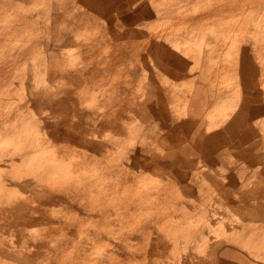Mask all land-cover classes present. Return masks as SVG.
<instances>
[{
	"label": "rangeland",
	"instance_id": "374dc122",
	"mask_svg": "<svg viewBox=\"0 0 264 264\" xmlns=\"http://www.w3.org/2000/svg\"><path fill=\"white\" fill-rule=\"evenodd\" d=\"M36 1L0 0V79L5 76L6 83L10 86L8 89L11 92V94L10 92L8 94L6 90H2L0 95L1 98L9 95L11 97L9 98V103L10 106L12 105V109L9 108L8 110L2 105L0 113L3 111L9 112L4 118L6 121L11 122L20 120V117L25 116L23 113L27 115V107L31 108L36 117V126L40 127H38L39 134H34L33 136L38 140L40 138L39 142L48 144L47 141L49 139L46 138L45 141L41 138L43 135H47L52 141L51 144L57 147L58 152L66 155V160L68 157H72V154L74 157L78 154H86V160L89 161L91 170L96 165L100 166L99 163H101V168L107 167L110 169L109 171H104L107 183L114 179L116 171L122 170L121 174L124 176L127 170L132 174L134 187L144 197L138 201V205L132 213L123 209L116 214L113 213L106 220H101V225L108 227L105 223L109 222L112 217L117 218V223L114 224L115 228L113 229L115 234L113 235L118 236L117 233L122 232L121 235L119 234L122 238L119 241L121 245L117 248L105 245L108 241H115L113 238L108 240L111 237L101 236L95 239L97 242L94 245H91L92 239L85 235L80 237L75 230L70 237L77 243L72 244L73 242L71 241L72 243L70 242L63 250L59 249L58 253L56 252L57 254L54 253L56 250L51 247L50 242L34 241L37 237L40 238L39 235L47 225L46 221H31L23 228L24 231L21 235L17 231V228L20 227L19 220L27 216H18L21 211L18 208L14 209L13 212L15 213L13 215L12 212L8 213V220L0 219V264L2 261L3 264H57L55 261L57 255L66 259V262L59 264H77L75 260L82 257L86 261L81 264H91V260L97 256L103 264H131L132 262V264H135L138 261L139 264H177L178 262V264H264V198H257L259 189L253 188L254 183L259 179V174L264 171L262 149L258 148L255 152H252L253 150L250 151L247 146L246 148H239V151L237 148L238 142L228 139L217 141V138L211 137L203 143L204 149L207 150L202 154H197L193 146L195 142L186 138L180 129L181 119L183 120L188 113V107L182 99L191 93V82L187 81L180 84L178 77L172 79L164 76L158 71L153 58H148L146 54L148 42H151V44L154 42V32L151 30L149 35L152 36L148 38L147 27L158 23L164 18L166 12L170 10L174 9L179 14L181 5L179 0ZM48 3L50 4L49 14L47 12L49 7L45 6H48ZM161 3L164 5L161 6ZM61 4L65 8L61 7ZM158 5L159 7L157 8ZM109 11L110 13H108ZM155 11L160 17L157 16ZM83 12H86L84 15L90 18L94 25L92 28L85 29L86 31H83L84 28L81 26L83 24L80 21L84 16ZM196 13L195 10H190L188 11V16L193 17ZM132 15L138 16V19H133L135 17L132 18ZM148 16L152 21L147 20ZM48 20L50 23H48ZM53 20L55 23L51 22ZM102 20L106 22V25H104L105 22ZM188 21L186 20V23H184L185 27L176 30L175 33L179 34L186 31L189 25ZM57 23L58 25L60 23V25L58 26ZM186 24L188 25L186 26ZM164 30H167L170 34L167 28L162 27L156 37L160 38L168 35V32L163 33ZM82 32H86L85 36ZM84 39L86 40L85 44L83 42ZM89 40L93 44L88 42ZM83 44L87 46L85 47ZM123 44H125V47H123ZM131 44L132 46H130ZM93 48L96 49L93 50ZM115 49L117 50L113 51ZM132 52L136 55H132ZM75 54L79 56L76 55L79 58L78 60L74 57ZM115 55L117 57H113ZM31 60L34 62H31ZM16 69L18 71L21 70L16 72ZM118 69L120 70L118 71ZM102 71L105 75L102 74ZM42 72H44L43 77L41 75L39 77ZM117 72L120 74L117 75ZM124 72L126 73L124 74ZM127 73L129 77H126ZM21 77L25 78V82H21ZM24 78H22V81ZM19 80L23 87L18 82ZM42 82L46 83L43 84ZM6 83L2 86H6ZM93 86L98 92L92 94V96L96 95L95 98L87 93L88 96L81 100V95H84V89L88 88L89 90ZM17 88L20 90L22 88L24 92L22 90L18 91ZM13 91L16 94L12 93ZM18 92H21L20 97H18ZM5 93L7 96L4 95ZM16 95L18 96L16 97ZM21 95H25V97H21ZM78 97L79 99H77ZM91 99L94 101H91ZM85 101L87 103L90 102L89 106H87ZM78 104H80L79 107ZM89 109L93 110V113ZM114 112L116 113L114 118L118 121L117 124H109L107 119L104 121L105 124L96 123L101 117L104 120L105 117L113 115ZM121 114L124 115L122 116ZM112 115L110 117L113 119ZM37 117L40 124H38ZM9 122L6 123L8 126H10ZM84 122H87L88 125ZM72 130L74 131L72 132ZM83 130L85 131L83 132ZM106 133L108 136L105 135ZM69 136H75L80 139H78V142L77 139L71 141L68 140ZM2 146L4 147L2 148L4 149L3 153H8L13 148L12 144L10 146L2 144ZM216 151L217 154H213ZM121 153H123V157ZM196 155L197 157H195ZM118 161L119 163H117ZM89 165L87 164V166ZM118 167L121 168L119 169ZM6 168L11 172L12 170L15 171L12 173L8 171L11 176L18 172L17 168L4 165L0 174L5 173L7 175ZM13 186V184H9L8 188L15 189ZM109 197L105 195L104 198L108 200ZM32 203L34 202L32 201ZM31 206L33 207L34 204H31ZM45 206L49 215L50 213L54 215L53 213L57 212L59 208L58 204ZM32 207L28 209H32ZM121 222L125 226L130 223L133 227L134 233L128 243H125L128 230L125 226L122 227L125 230L119 227ZM4 223L5 226L3 227ZM36 232L38 235H35ZM55 236H58V233ZM55 236L52 241L55 238L57 239ZM181 238L186 242L183 239L181 240ZM23 242H28L29 246L17 252L10 251L9 248H12L13 245L19 247ZM174 245L175 247L177 245V251ZM36 250L38 253H35Z\"/></svg>",
	"mask_w": 264,
	"mask_h": 264
},
{
	"label": "bare ground",
	"instance_id": "6f19581e",
	"mask_svg": "<svg viewBox=\"0 0 264 264\" xmlns=\"http://www.w3.org/2000/svg\"><path fill=\"white\" fill-rule=\"evenodd\" d=\"M17 1V0H16ZM36 1V0H35ZM59 1V0H58ZM63 1V0H62ZM67 0H65L66 2ZM72 1V0H71ZM70 1V2H71ZM148 1V0H147ZM163 1V0H162ZM161 1V2H162ZM165 1V0H164ZM189 1V0H188ZM227 1V0H226ZM234 0H232L231 2L233 3ZM248 1V0H247ZM246 1V2H247ZM251 1V0H250ZM254 1V0H253ZM15 2V1H14ZM37 2V1H36ZM45 2V0L43 1ZM241 2V0L239 1ZM239 2H237L238 4H240ZM243 2V0H242ZM10 3V2H9ZM50 3V2H49ZM48 3V4H49ZM101 3V2H100ZM244 3V2H243ZM248 3V2H247ZM261 2H259L260 4ZM46 4V3H45ZM63 4V3H62ZM61 4V5H62ZM102 4V3H101ZM150 4V3H149ZM158 4V3H156ZM189 4V3H187ZM191 4V3H190ZM193 4V3H192ZM228 4H230L228 2ZM237 4V5H238ZM42 5V4H41ZM73 5V4H72ZM160 5V4H159ZM159 5L157 6V8L159 7ZM164 5L161 3V6ZM194 5V4H193ZM193 5H191V7H194ZM217 5V4H216ZM224 5H225V2H224ZM46 7H49L50 4L47 6L45 5ZM71 6V4H70ZM149 6V5H148ZM223 6V5H222ZM236 6V5H235ZM241 7H239V5L237 7L242 8V5L240 4ZM14 7V6H13ZM12 7V8H13ZM63 7V5L61 6ZM104 7L106 8L105 4H104ZM139 7V6H138ZM165 7V6H164ZM225 7V6H224ZM227 7V5H226ZM231 7V6H229ZM60 8V6H59ZM58 8V9H59ZM65 8V7H63ZM62 8V9H63ZM101 8V7H100ZM110 8V7H109ZM151 8V7H150ZM220 8V7H219ZM219 8H217V10H219ZM245 8V7H244ZM14 9V8H13ZM48 9V8H47ZM92 9V8H91ZM90 9V10H91ZM113 9V8H111ZM146 9V8H145ZM148 9V8H147ZM220 9H223V8H220ZM248 9V8H247ZM250 9V8H249ZM12 10V9H11ZM50 10V7L48 9V14H49V11ZM61 10V9H59ZM109 10V9H108ZM140 10V9H139ZM181 9H179L180 11ZM196 10V9H195ZM205 10V9H204ZM226 10V9H224ZM242 10V9H241ZM244 10V9H243ZM13 11V10H12ZM45 11V10H44ZM98 11V10H97ZM158 11V10H157ZM198 10H196L195 12H197ZM18 12V11H16ZM91 12V11H90ZM123 12V11H122ZM156 12V11H155ZM162 12V11H161ZM194 12V11H192ZM208 12V11H207ZM218 12V11H217ZM230 12L231 14V10L228 11V13ZM238 12H241V11H238ZM15 13V12H14ZM13 13V15H14ZM110 13V11L108 12ZM157 13V12H156ZM165 13V12H164ZM199 13V11H198ZM210 13V12H209ZM227 13V12H226ZM233 13V12H232ZM235 13V11H234ZM246 13V12H245ZM16 14V13H15ZM18 14V13H17ZM117 14V13H116ZM225 14V12H224ZM63 15V14H62ZM240 15V14H239ZM238 15V16H239ZM157 16H158V13H157ZM188 16V15H187ZM220 16V15H218ZM232 16V15H231ZM241 16V15H240ZM244 16V14L242 15ZM30 17V16H29ZM49 17V16H48ZM47 17V19H48ZM112 17V16H111ZM160 17V16H158ZM178 17V16H177ZM189 17V16H188ZM192 17V16H190ZM221 17V16H220ZM246 17V15L244 16V18ZM9 18V17H8ZM70 18V17H69ZM74 18V17H73ZM98 18V17H97ZM163 18V17H162ZM170 18V17H169ZM208 18V17H207ZM239 18V17H238ZM242 18L241 20L244 21L245 19ZM53 19V18H52ZM101 19V18H100ZM165 19V17H164ZM168 19V18H166ZM178 19V18H177ZM182 19V18H181ZM189 19V18H188ZM211 19V18H210ZM237 19V18H236ZM244 19V20H243ZM50 20V19H49ZM48 20V21H49ZM55 20V19H54ZM51 21V22H54L55 21ZM64 20V19H63ZM99 20V19H98ZM140 20V19H139ZM169 21H171L170 19H168ZM174 20V19H172ZM179 20V19H178ZM190 20V19H189ZM204 21L205 22V19H201V21ZM240 20V19H239ZM238 20V21H239ZM57 21V19H56ZM61 21V20H59ZM77 21V19H76ZM104 21V20H102ZM141 21V20H140ZM152 21V19L150 20ZM162 21V20H161ZM164 21V20H163ZM181 21V20H179ZM188 21V20H187ZM191 21V20H190ZM194 21V20H192ZM197 21V20H196ZM195 21V22H196ZM202 21V23H203ZM220 21V20H219ZM235 21V19H234ZM89 22V21H88ZM105 22V21H104ZM165 23H161L159 22L158 24L156 23V27L158 26L159 28H162L166 25V22L168 21H164ZM172 22V21H171ZM241 22V21H240ZM247 22L249 23V21L247 20ZM7 23V22H5ZM9 23V22H8ZM50 23V21L48 22ZM67 23V22H66ZM72 23V22H71ZM169 23V22H168ZM167 23V24H168ZM182 23V22H181ZM184 23V22H183ZM218 23V21H217ZM234 23V22H233ZM243 22H241L242 24ZM75 24V23H74ZM173 24H175L173 22ZM190 24H194V23H190ZM238 24V23H237ZM243 24L246 25V22H244ZM58 25V23H57ZM60 25V23H59ZM58 25V26H59ZM87 25V24H86ZM106 25V22L105 24ZM188 24H186L187 26ZM198 25V24H197ZM209 25V24H208ZM221 25V24H220ZM244 25V26H245ZM249 25V24H247ZM16 26V25H15ZM85 26V25H84ZM178 26V25H177ZM181 28H182V25L180 24ZM212 26V25H211ZM235 26V25H234ZM63 27V26H62ZM66 27V26H65ZM104 27V26H103ZM154 27V26H153ZM179 27V26H178ZM185 27V26H183ZM191 27V26H190ZM188 27V28H190ZM196 27V26H195ZM194 27V28H195ZM248 27V26H247ZM247 27L245 26L246 30H247ZM9 28V27H8ZM58 28V27H57ZM60 28V27H59ZM85 28V27H84ZM166 28V27H165ZM180 28V27H179ZM180 28V29H181ZM219 28V26H218ZM222 28H223V25H222ZM235 28V27H234ZM53 29H54V26H53ZM56 29V28H55ZM67 29V28H66ZM174 29V28H173ZM185 29V28H184ZM207 29V28H206ZM213 29V27H212ZM211 29V30H212ZM238 29V28H237ZM1 30V29H0ZM29 30V29H28ZM106 30V29H105ZM159 30V29H158ZM157 30V31H158ZM209 30V29H208ZM210 30V31H211ZM69 31V29H68ZM83 31H86L85 29ZM155 31V30H154ZM61 32V30H60ZM75 32V31H74ZM151 32V31H150ZM168 32L167 30L163 31V33H166ZM179 32V31H178ZM192 32V31H191ZM67 33V32H66ZM78 33V32H77ZM84 33V32H82ZM86 33V32H85ZM85 33H84V36H85ZM99 33V32H98ZM101 33V32H100ZM169 33V32H168ZM69 34V33H68ZM90 34V33H89ZM103 34H106V33H103ZM127 34V33H126ZM153 34V33H152ZM161 34V33H160ZM178 34V33H177ZM34 35V34H33ZM67 35V34H66ZM70 35V34H69ZM72 35V34H71ZM82 35V34H81ZM92 35V34H90ZM95 35V34H94ZM110 35V33H109ZM121 35V34H120ZM155 36L153 37H156V35H159L157 33H154ZM174 35V32L172 33V30L169 34V36H173ZM76 36V35H75ZM88 36V35H87ZM147 36V35H146ZM152 36V35H151ZM189 36V35H188ZM2 37V36H1ZM9 37V36H8ZM77 39L78 36H76ZM76 37H75V40H76ZM80 37V36H79ZM82 37V36H81ZM109 37V36H108ZM123 37V36H121ZM206 37V34L205 36ZM150 38V37H148ZM157 38V37H156ZM175 38V37H174ZM196 38V37H195ZM213 38V37H212ZM249 38V37H248ZM74 39V38H73ZM87 39V38H86ZM94 39V38H93ZM172 39V38H171ZM215 39V38H214ZM218 39V38H217ZM223 39V38H222ZM1 40V39H0ZM38 40V39H37ZM80 40V39H79ZM99 40V39H98ZM97 40V41H98ZM157 40V39H155ZM160 40V39H159ZM203 40V39H202ZM206 39L204 38V41ZM213 40V39H212ZM244 40V39H243ZM77 41V40H76ZM83 41V40H82ZM86 40L84 39V44L86 43L85 42ZM102 41V40H101ZM104 41V40H103ZM110 41V40H109ZM166 41V40H165ZM185 41V40H184ZM188 41V40H186ZM218 41V40H217ZM247 41V40H245ZM253 43H254V40H252ZM13 42V41H12ZM15 42V41H14ZM90 42V40L88 41ZM96 42V41H95ZM106 42V41H104ZM190 42V40H189ZM201 42V41H200ZM206 42V41H205ZM210 42V41H209ZM244 42V41H243ZM258 42V41H257ZM260 42V41H259ZM38 43H39V40H38ZM82 43V42H81ZM92 43V42H90ZM97 43V42H96ZM101 43V42H100ZM113 43V42H112ZM133 43V42H132ZM138 43V42H137ZM163 43V42H162ZM173 43V41H172ZM207 43V42H206ZM212 43V42H210ZM214 43L216 44L217 42L214 41ZM245 43V42H244ZM252 43V42H251ZM12 44V43H11ZM83 44V45H84ZM93 44V43H92ZM129 44V43H128ZM135 44V43H133ZM209 44V43H207ZM246 44H248L246 42ZM245 44V45H246ZM102 45V44H101ZM125 47V44H123ZM26 46V44H25ZM28 46V45H27ZM85 47L87 45H84ZM127 46V45H126ZM129 46V45H128ZM132 46V44L130 45ZM129 46V47H130ZM134 46V45H133ZM248 46V45H247ZM2 47V46H1ZM24 47V46H22ZM91 47V46H90ZM107 47V46H106ZM112 47V45L110 44V48ZM135 47V46H134ZM139 48V47H137ZM136 48V49H137ZM1 49V48H0ZM78 49V48H77ZM80 49V48H79ZM85 49H88V48H85ZM96 49V48H93V50ZM112 49V48H111ZM141 49V48H140ZM139 49V50H140ZM4 50V49H3ZM43 50V49H42ZM108 50V48H107ZM117 49L113 50V51H116ZM144 50V49H143ZM18 51V50H17ZM87 51V50H86ZM106 51V50H105ZM120 51V50H119ZM3 52V51H2ZM72 52V51H71ZM101 52V50H100ZM138 52V50H137ZM144 52V51H142ZM17 53V52H16ZM15 53V54H16ZM80 53V52H78ZM110 53V52H109ZM133 53V52H132ZM141 53V51H140ZM6 54V53H5ZM115 54V53H114ZM77 54H75L74 57H76ZM132 55H136V54H132ZM32 56V55H31ZM78 56V55H77ZM79 57V56H78ZM76 57V59L78 60L79 58ZM113 57H117L116 55L113 56ZM112 57V58H113ZM196 57V56H195ZM218 57V55H217ZM35 58V57H34ZM37 59V58H35ZM74 59V58H73ZM72 59V60H73ZM75 59V60H76ZM81 59V58H80ZM88 59V58H87ZM110 59V57H109ZM114 59V58H113ZM197 59V58H196ZM34 60V59H33ZM31 60V62L33 61ZM76 60V61H77ZM195 60V58H194ZM81 61V60H80ZM96 61V60H95ZM109 61V60H108ZM197 61V60H196ZM201 61V60H199ZM34 62V61H33ZM44 62V61H42ZM10 63V62H8ZM12 63V62H11ZM75 63V62H73ZM172 63V62H171ZM200 63V62H199ZM1 64V63H0ZM26 64V63H25ZM78 64V63H76ZM81 64V63H79ZM197 64V63H196ZM34 65V64H33ZM129 65V64H128ZM134 65V64H133ZM201 65V63H200ZM74 66V65H73ZM26 67V65H25ZM109 68V67H108ZM117 68V67H115ZM208 68V67H207ZM8 69V68H7ZM23 69V68H22ZM39 69V68H38ZM111 69V68H110ZM133 69V68H132ZM21 70V69H20ZM19 70V71H20ZM114 70V69H112ZM120 69H118L119 71ZM213 70V69H212ZM215 70V69H214ZM18 70L16 69V72ZM18 71V72H19ZM23 71V70H22ZM99 71V70H98ZM116 71V70H115ZM122 72V71H120ZM214 72V71H213ZM211 72V73H213ZM43 73L42 74H39V77L41 75V77H43ZM126 72H124L125 74ZM187 73V72H186ZM20 74V73H19ZM60 74V73H59ZM102 74H104V72L102 71ZM107 74V73H106ZM120 74L117 72V75ZM209 74V73H208ZM216 74V73H215ZM1 75V74H0ZM46 75V74H45ZM57 75V74H56ZM105 75V74H104ZM103 75V76H104ZM128 73L126 74V77H129ZM213 75V74H212ZM212 75L210 74V76L212 77ZM218 75V74H217ZM35 76V75H34ZM33 76V78H34ZM116 77V75H114ZM121 76V75H120ZM139 76V75H138ZM209 76V77H210ZM26 77V75H25ZM89 77V76H87ZM97 77V76H96ZM123 77V76H122ZM133 77V76H132ZM18 78V77H16ZM22 78L24 77H21V82H25V78L24 80L22 81ZM102 78V77H101ZM107 78V76H106ZM218 78V76H217ZM216 78V79H217ZM20 79V78H18ZM37 79V78H36ZM59 79V78H58ZM64 79V78H63ZM97 79V78H96ZM115 79V78H114ZM140 79V78H139ZM147 79V78H146ZM209 79V78H208ZM14 80V78H13ZM40 80V79H38ZM100 80V78H99ZM168 80V79H167ZM33 81V80H32ZM37 81V80H36ZM35 81V83H36ZM43 81V80H41ZM46 81V80H45ZM84 81V80H83ZM183 81V79H182ZM12 82V81H11ZM20 82V80L18 81ZM20 82L21 84V87L22 86V83ZM71 82V80H70ZM69 82V83H70ZM147 82V81H146ZM191 82V81H190ZM4 83H6V78L5 76L0 79V93L2 90H6L9 94L10 90L8 89L9 84L6 83V86H2L4 85ZM10 83V82H9ZM41 83V82H40ZM43 83V82H42ZM46 83V82H44ZM43 83V84H44ZM48 83V82H47ZM51 83V82H50ZM55 83V82H54ZM57 83V82H56ZM72 83V82H71ZM75 83V82H73ZM85 83V82H84ZM185 83V82H184ZM189 83V82H188ZM195 83V81H194ZM53 84V83H51ZM12 85V84H11ZM49 85V84H48ZM59 85V84H58ZM109 85V84H108ZM134 85V84H133ZM15 86V85H13ZM11 86V87H13ZM20 86V85H19ZM29 86V85H28ZM33 86V84H32ZM99 86V85H98ZM7 87V88H6ZM17 87V85H16ZM31 87V86H30ZM35 87V86H34ZM38 87V86H37ZM36 87V88H37ZM49 87V86H48ZM104 87V86H103ZM117 88V87H116ZM164 88V87H163ZM16 89V88H15ZM14 89V91H15ZM18 89V88H17ZM24 89V88H23ZM26 89V88H25ZM33 89V87H32ZM61 89V88H60ZM99 89V88H98ZM106 89V88H105ZM120 89V88H119ZM193 89V88H192ZM22 90V88H21ZM20 89H18V91H21ZM54 90V89H53ZM59 90V89H57ZM132 90V89H131ZM12 92V93H15V92ZM28 91V90H27ZM30 91V90H29ZM52 91V90H51ZM56 91V90H55ZM100 91V90H99ZM115 91V90H114ZM118 91V89H117ZM127 91V90H126ZM5 92V91H4ZM22 92H24L22 90ZM58 92V91H57ZM97 91L94 89V86L92 88H90L88 90V88L84 91H83V94L84 95H81V100H84L86 97L85 96H88L87 93L90 94L91 97L95 98V96L92 94H95ZM131 92V91H130ZM134 92V91H132ZM204 92V91H203ZM4 94L5 96H7V94ZM19 96L16 95V97H20V93L21 92H18ZM31 93V92H30ZM56 93V92H55ZM67 93V92H66ZM81 93V92H79ZM98 93V92H97ZM120 94V92H118ZM129 93V92H128ZM11 94V92H10ZM16 94V93H15ZM38 94V92H37ZM127 94V93H126ZM26 95V94H25ZM25 95H21L25 97ZM70 95V94H69ZM224 95V94H223ZM3 96V95H2ZM89 97V98H91ZM101 97V95H100ZM131 97V96H129ZM9 98H11L9 95L7 97H3L1 98V95H0V108L2 107V105H4V107L7 108V110L10 108L12 109V105L10 106V103H9ZM76 98V96H75ZM133 98V97H132ZM135 98V96H134ZM180 98V97H179ZM199 98V97H198ZM222 98V97H221ZM17 99V98H16ZM21 100H23L22 98H20ZM79 99V97L77 98ZM178 99V98H176ZM190 99V98H189ZM217 99V98H216ZM132 100V99H131ZM203 100V99H202ZM11 101V100H10ZM91 101H94L93 99H91ZM130 101V100H129ZM178 101V100H177ZM204 101V100H203ZM13 102V101H12ZM21 102V101H19ZM23 102V101H22ZM86 102V101H85ZM121 102V101H120ZM76 103V102H74ZM90 103V102H89ZM89 103L86 102L87 106H89ZM137 103V102H136ZM83 104V103H82ZM122 104V103H121ZM202 104V103H201ZM211 104V103H210ZM80 104H78V107H79ZM85 105V104H84ZM136 105V104H134ZM189 105V104H188ZM191 105V104H190ZM91 106V104H90ZM89 108V107H88ZM87 108V109H88ZM119 108V107H118ZM27 115L26 113H23L25 114V116L23 117H20V120H16V121H6L5 120V115H7L9 112H6V111H3L0 113V171L2 170L3 166L4 165H8V166H13V168H17L16 170L18 171L17 173H13L14 175L11 176L9 171L7 168V175L4 173V174H0V219L2 220H5L7 219V215L9 212H12V215L14 211V209H19L21 212L19 213L20 215L18 216H27L26 218H20L21 220H19V224H20V227L17 228V231L22 235L23 234V228L25 226H27L31 221H38V222H44L46 221L45 223L47 224L44 229H43V232L39 235L40 238L37 237V239H35L34 241H37L38 242H41V241H45V242H50L51 244V247L56 250L54 253H58L59 249L63 250L64 247H66L71 241L72 244H76L77 242H74L71 234H73V232L76 230L78 233H79V236L82 237V236H87L89 239H92L93 241L90 242L91 245H94L97 241H95V239L101 237V236H105V237H111V238H108L109 239H114L115 241H111V242H106L105 245L106 246H110L112 248H117L118 246L121 245V233H117V235H113L115 234L114 232V224L117 223V218L116 217H112L109 222H106L105 224L108 225V227H105V226H102L101 225V220H106L107 217H110V215H112L113 213H117L121 210H126L128 211L129 213H132L134 209H136V206L138 205V201L140 199H142V196L143 194H141L139 191L136 190V187H134L133 185V180H132V174L129 173L127 170H126V173L125 175L123 176L121 173H122V170H118L116 171L115 173V177L114 179H111V182L110 183H107V179H105L104 177V173L106 171H109L110 169H108L107 167L105 168H101V163L100 166H97L91 170L90 168V165H89V161L86 160L87 158V155H77L76 157L73 156V154L71 155L72 157H68L67 160H66V155L65 154H62L60 152H58V150L56 149L57 147L52 145V141L50 140L49 137H47V135H43V140L46 141V138L49 139L48 144H42L41 142H39L38 139L34 138V134H39V126H36V117H35V114H34V111L27 107ZM83 109V107H82ZM258 109V108H257ZM90 111H92L93 113V110L89 109ZM118 110V109H117ZM136 110V109H135ZM202 110V109H201ZM205 110V109H204ZM12 111V110H11ZM86 111V110H85ZM99 111V110H98ZM78 113V111H76ZM113 112V111H112ZM134 112V111H133ZM75 113V114H77ZM86 113V112H85ZM84 113V114H85ZM91 113V112H90ZM96 113V112H95ZM187 113V112H186ZM45 114V113H44ZM106 114V113H105ZM136 114V113H135ZM170 114V112H169ZM174 114V113H173ZM188 114V113H187ZM90 115V114H89ZM112 115V114H111ZM110 115V116H111ZM114 115H116V113L114 112V114L112 115L113 116V119L112 117L110 116H107V118L105 117V119L103 120V118L101 117L99 121H96L97 124H105V120L107 119V121H109L108 123L109 124H117L118 121L115 120L114 118ZM122 115V114H121ZM124 115V114H123ZM122 115V116H123ZM129 115V114H128ZM137 116V115H136ZM172 116V115H171ZM86 117V116H85ZM99 117V116H97ZM109 117V119H108ZM126 117V116H125ZM131 117V116H130ZM175 117V116H173ZM208 117V116H207ZM171 118V117H170ZM186 118V117H185ZM192 118V117H191ZM210 118V117H209ZM97 119V118H95ZM139 119V118H138ZM167 119V117H166ZM6 122H5V121ZM88 120V119H87ZM182 120V119H181ZM185 120V119H184ZM189 119H187L188 121ZM37 121H38V124L39 123V120H38V117H37ZM79 121V120H78ZM138 121V120H137ZM179 121V120H178ZM210 121V120H208ZM10 124V126H8L6 123ZM42 122V121H41ZM75 122V121H74ZM77 122V121H76ZM91 122V121H90ZM95 122V121H94ZM125 122V121H124ZM88 125L87 122H84ZM92 123V122H91ZM121 123V122H120ZM132 123V122H131ZM12 124V125H11ZM122 124V123H121ZM138 124V123H137ZM5 125H7V127H5ZM71 125V124H69ZM83 125V124H81ZM90 125V124H89ZM132 125V124H131ZM130 125V126H131ZM209 125V124H208ZM51 126V125H50ZM63 126V125H62ZM91 126V125H90ZM95 126V125H94ZM126 126V125H125ZM128 126V125H127ZM134 126V125H133ZM186 126V125H185ZM198 126V125H197ZM39 127V128H38ZM107 127V126H106ZM112 127V126H111ZM110 127V128H111ZM114 127V126H113ZM116 127V126H115ZM123 127V126H122ZM129 127V126H128ZM156 127V126H155ZM188 127V126H187ZM215 127V126H214ZM102 128V127H101ZM124 128V127H123ZM132 128V127H131ZM134 128V127H133ZM65 129V128H64ZM93 129V128H92ZM96 130V128H94ZM103 129V128H102ZM105 129V128H104ZM113 129V128H111ZM130 129V128H129ZM142 129V128H141ZM179 129V128H177ZM187 129V128H186ZM41 130V129H40ZM70 130V129H69ZM82 130V129H81ZM86 130V129H85ZM83 130V132L85 131ZM137 130V129H136ZM144 130V129H143ZM146 130V129H145ZM44 131V130H43ZM71 131V130H70ZM74 130H72L73 132ZM79 131V130H78ZM140 131V129H139ZM211 131V130H210ZM88 132V131H87ZM102 132V131H101ZM109 132V131H108ZM120 132V131H119ZM137 132V131H136ZM148 132V131H147ZM75 133V132H74ZM90 133V132H89ZM131 133V132H130ZM150 133V132H149ZM182 133V132H181ZM187 133V132H186ZM192 133V132H191ZM196 133V132H195ZM110 134V133H109ZM142 134V132H141ZM177 134L179 135V133L177 132ZM193 134V133H192ZM210 134V132H209ZM75 135V134H74ZM107 135V133L105 134ZM140 135V134H139ZM158 135V133H157ZM177 135V136H178ZM39 136V135H38ZM87 136V135H86ZM94 136V135H93ZM108 136V135H107ZM111 136V135H110ZM142 136V135H141ZM147 136H148V133H147ZM186 136V135H185ZM37 137V136H36ZM106 137V136H104ZM143 137V136H142ZM67 138V137H66ZM90 138V137H89ZM95 138V137H94ZM114 138V137H113ZM112 138V139H113ZM141 138V137H139ZM138 138V139H139ZM147 138V137H145ZM149 138V137H148ZM175 138V137H174ZM182 138V137H181ZM187 138V137H186ZM77 139V142L79 141L78 139L80 138H77L75 136H69L68 137V140H71V141H75ZM115 139V138H114ZM137 139V140H138ZM158 139V138H156ZM193 139V138H191ZM92 140V139H91ZM116 140V139H115ZM141 140V139H140ZM138 140V141H140ZM176 140V139H174ZM42 141V139H41ZM94 141V140H92ZM112 141V140H111ZM124 141V140H123ZM134 141V140H133ZM142 141V140H141ZM126 142V141H125ZM131 142V141H130ZM97 143V142H96ZM123 143V142H122ZM139 143V142H138ZM2 144L4 145H13V148L11 151H9L8 153H3L2 151L4 149ZM125 144V143H124ZM127 144V143H126ZM142 144V143H141ZM140 144V145H141ZM93 145V144H92ZM130 145V144H128ZM126 146V145H125ZM132 146V145H131ZM145 146V145H144ZM6 147V146H5ZM99 147H101L99 145ZM121 147V146H120ZM142 147V146H140ZM171 147V146H170ZM7 148V147H6ZM73 148V147H72ZM75 148V147H74ZM126 148H128L126 146ZM125 148V149H126ZM172 148V147H171ZM170 148V149H171ZM174 148V147H173ZM96 149V148H95ZM118 149V148H117ZM123 149V147H122ZM147 149V148H146ZM169 149V148H168ZM177 149V148H176ZM71 150V149H70ZM76 150V149H75ZM78 150V149H77ZM116 150V149H115ZM120 150V149H118ZM117 150V151H118ZM148 150V149H147ZM81 151V150H80ZM172 151H174L172 149ZM176 151V150H175ZM71 152V151H70ZM82 152V151H81ZM87 152V151H86ZM183 152V151H182ZM78 153V152H76ZM114 153V152H113ZM139 153V152H138ZM175 153V152H174ZM212 153V152H211ZM123 153H121L122 155ZM132 154V153H131ZM183 154V153H182ZM202 154V153H201ZM118 155V154H117ZM134 155V154H133ZM184 155V154H183ZM195 155V154H194ZM94 156V155H93ZM92 156V157H93ZM131 156V155H130ZM211 156V155H209ZM213 156V155H212ZM211 156V157H212ZM95 157V156H94ZM93 157V158H94ZM120 157V156H119ZM118 157V158H119ZM123 157V155H122ZM135 157V156H134ZM197 157V155L195 156ZM215 157V156H214ZM97 158V157H96ZM103 158V157H102ZM116 158V157H114ZM133 158V156H132ZM120 160V159H119ZM131 160V159H130ZM248 160V159H247ZM113 161V160H112ZM115 161V160H114ZM132 161V160H131ZM111 162V161H110ZM122 162V161H121ZM107 163V162H106ZM113 163V162H112ZM115 163V162H114ZM119 163V161L117 162ZM87 164L89 166H87ZM122 164V163H121ZM139 164V163H138ZM142 164V163H141ZM263 164V163H262ZM109 165V164H108ZM113 167V166H112ZM115 167V165H114ZM119 168V167H118ZM121 168V167H120ZM119 168V169H120ZM252 168V167H251ZM255 168V167H254ZM5 169V170H6ZM123 169V168H122ZM126 169V168H125ZM139 169V168H137ZM133 170V169H132ZM262 170V169H261ZM14 170H12L13 172ZM105 171V172H104ZM11 172V173H12ZM15 172V171H14ZM262 172V171H261ZM3 173V171H2ZM264 173V171H263ZM255 174V173H254ZM249 175V174H248ZM256 175V174H255ZM261 175V174H260ZM251 176V175H250ZM264 176V175H263ZM111 177V176H110ZM145 178V177H144ZM252 178V177H250ZM255 178V177H254ZM259 178V177H258ZM261 178V177H260ZM139 179V178H138ZM27 180V181H26ZM255 180V179H254ZM253 180V181H254ZM256 181V180H255ZM153 182V181H152ZM241 182V181H240ZM140 183V182H139ZM190 183V182H188ZM11 185L13 184L14 188L15 189H11V188H8V185ZM140 185V184H139ZM160 185V184H158ZM258 185V184H256ZM263 186V183L261 184ZM147 186V185H146ZM138 187V186H137ZM160 187V186H159ZM257 187H260V186H257ZM146 189V188H145ZM150 189V188H149ZM20 191V193H18V191ZM156 190V189H155ZM262 191V190H261ZM26 192H28V194H26ZM264 192V191H263ZM25 194V195H24ZM148 194V193H147ZM247 194V193H246ZM250 194V193H249ZM263 194V193H262ZM105 195H108L110 196L108 198V200H106ZM154 199V198H153ZM158 199V197H157ZM32 201L34 203H32ZM153 201V200H152ZM169 201V200H168ZM260 202H262L261 200H259ZM167 203V202H166ZM31 204H34V208L31 206ZM48 204H53V205H56L58 204L59 208L57 210V212L53 213L54 215H52L50 213V215L47 213V210H46V206L45 205H48ZM263 204V203H262ZM162 205V204H161ZM160 205V207H161ZM264 206V205H263ZM29 207H32V209H28ZM165 207V206H163ZM167 208V206H166ZM261 208V207H260ZM28 209V210H26ZM158 209V208H157ZM252 210V209H251ZM18 211V210H17ZM181 211V210H180ZM52 212V211H51ZM159 212V211H158ZM182 212V211H181ZM245 212V211H244ZM195 213V212H194ZM243 214H246V213H243ZM160 215V214H158ZM185 215V214H184ZM189 215V214H188ZM252 215V214H250ZM10 216V215H9ZM249 216V215H248ZM251 217V216H250ZM256 217V216H255ZM261 217V216H260ZM177 218V217H176ZM179 218H182V217H179ZM9 219V218H8ZM7 219V220H8ZM247 219H249L247 217ZM11 220V219H10ZM124 220V219H123ZM175 220V219H173ZM240 220V219H239ZM188 221V220H187ZM11 223V222H10ZM9 223V224H10ZM248 223V222H247ZM9 224H6V225H9ZM111 224V225H110ZM162 224V223H161ZM238 224V223H237ZM164 225V224H163ZM162 225V226H163ZM181 225V224H180ZM5 226V223L3 224V227ZM14 226V225H13ZM19 226V225H18ZM125 225L121 222L119 227L122 229V227H124ZM161 226V227H162ZM188 226V225H187ZM190 226V225H189ZM216 226V225H215ZM255 226V225H254ZM253 226V227H254ZM158 227V226H156ZM160 227V226H159ZM175 227V226H174ZM192 227V226H191ZM125 228L128 230L127 231V237H126V240H125V243H128L129 240H131L132 238V235H133V227L130 225V223L125 226ZM164 228V227H163ZM250 228V227H249ZM119 229V230H121ZM124 229V228H123ZM122 229V230H123ZM166 229V228H165ZM174 229V228H173ZM30 230V229H29ZM33 230V229H31ZM121 230V231H122ZM125 230V229H124ZM256 230V229H255ZM16 232V230H14ZM163 231V229H162ZM165 231V230H164ZM170 231V230H169ZM187 231V230H186ZM234 231V230H233ZM232 231V233H233ZM244 231V230H243ZM35 232V231H34ZM33 232V233H34ZM39 232V231H38ZM118 232V231H117ZM192 232V231H191ZM195 232V231H194ZM30 233V232H29ZM58 233V236H55V234ZM156 233V232H155ZM158 233V232H157ZM171 233H173L171 231ZM175 233V232H174ZM187 233V232H186ZM120 234V235H119ZM168 234V233H166ZM189 234V233H188ZM217 234V233H216ZM234 234V233H233ZM255 234V233H254ZM35 235H38V233L36 232ZM160 235V234H159ZM183 235V234H181ZM215 235V234H214ZM264 235V234H263ZM55 237H57V239L55 238L54 241H52V239ZM92 236V237H91ZM120 236V237H119ZM145 236V235H144ZM172 236V234H171ZM179 236V235H178ZM226 236V235H225ZM239 236V234H238ZM254 236V235H253ZM23 237V236H22ZM190 237V236H189ZM235 237V236H234ZM233 237V238H234ZM237 237V235H236ZM6 238V237H5ZM144 238V237H143ZM162 238V237H161ZM168 238V236H167ZM175 238V237H173ZM180 238V237H179ZM185 238V236H184ZM204 238V237H203ZM240 238V237H239ZM14 239V238H13ZM183 238H181L182 240ZM186 239V238H185ZM252 239V238H251ZM260 239V238H259ZM258 239V240H259ZM264 239V238H263ZM28 240V239H27ZM118 240V241H117ZM149 240V238H148ZM172 240V239H171ZM227 240V239H226ZM238 240V238H237ZM33 241V240H32ZM158 241V240H156ZM175 241V240H174ZM184 242H186L184 239H183ZM188 241V240H187ZM198 241V240H197ZM231 241V240H230ZM250 241V240H249ZM252 241V240H251ZM261 241V240H260ZM263 241V240H262ZM87 242V241H86ZM113 242V243H112ZM172 242V241H171ZM190 242V241H189ZM235 242V241H234ZM244 242V241H243ZM12 243V242H11ZM30 243V242H29ZM46 243V244H47ZM137 243V242H136ZM150 243V242H149ZM253 243V242H252ZM13 244V243H12ZM34 244V243H33ZM38 244V243H37ZM42 244V243H41ZM45 244V246H46ZM151 244V243H150ZM176 244V243H175ZM228 244V243H226ZM230 244V243H229ZM239 244V242H238ZM241 244V243H240ZM246 244V243H245ZM249 244V243H248ZM104 245V244H103ZM104 245V246H105ZM158 245V244H157ZM173 245V243H172ZM171 245V246H172ZM201 245V244H200ZM206 245V244H205ZM204 245V247H205ZM8 246V244H7ZM29 244L28 242H23L22 245H20L19 247L17 245H13L12 248H9L10 251L12 252H17L18 250L22 249V248H25V247H28ZM39 246V245H38ZM76 246V245H75ZM151 246V245H150ZM149 246V247H150ZM164 246V245H163ZM101 247V246H100ZM161 247V246H160ZM165 247V246H164ZM175 247V245H174ZM177 247V245H176ZM176 247H175V250H176ZM180 247V246H179ZM253 247V246H251ZM31 248V247H30ZM104 248V247H103ZM159 248V247H158ZM157 248V249H158ZM197 248V247H196ZM34 249V247H33ZM85 249V248H84ZM123 250V248H121ZM162 249V248H161ZM164 249V248H163ZM188 249V248H187ZM252 250V248H250ZM259 249V248H258ZM100 250V249H99ZM149 250V249H148ZM172 250V249H171ZM174 250V249H173ZM185 250V249H184ZM184 250H180V251H184ZM42 251V250H41ZM67 251V250H66ZM95 251V250H94ZM98 251V250H97ZM160 251V250H159ZM177 251V250H176ZM175 251V252H176ZM195 251V250H194ZM197 251V250H196ZM9 252V251H8ZM109 252V251H108ZM170 252V251H169ZM199 252V250H198ZM35 253H38V251L36 250ZM56 253V254H57ZM89 253V252H88ZM127 253V252H126ZM146 253V252H145ZM13 254V253H12ZM40 254V253H39ZM68 254V253H67ZM96 254V253H95ZM94 254V255H95ZM172 254V253H171ZM202 254V253H200ZM3 255V254H2ZM32 255V254H31ZM99 255V254H98ZM146 255V254H145ZM23 256V255H22ZM91 256V255H90ZM93 256V255H92ZM102 256V255H101ZM4 257V256H3ZM115 257V256H114ZM136 257V256H135ZM173 257V256H172ZM175 257V256H174ZM5 258V257H4ZM42 258V257H41ZM142 258V257H141ZM181 258V257H180ZM262 258V257H261ZM2 259V258H1ZM34 259V258H33ZM73 259V258H72ZM174 259V258H173ZM179 259V257H178ZM183 259V258H182ZM117 260V259H116ZM184 260V259H183ZM7 261V260H6ZM4 261V262H6ZM55 261L57 264L59 263H63V262H66V259L62 256H56L55 258ZM77 264H81L83 263L84 261H86L85 258H79V259H76L75 260ZM118 261V260H117ZM180 261V260H178ZM39 262V261H38ZM50 262V261H49ZM91 264H103V262L101 261L100 258H98V256L94 259L91 260ZM111 263V261H109ZM139 262V261H138ZM138 262H136L135 264H137ZM150 262V261H149ZM12 263V262H11ZM20 263H21V260H20ZM26 263V262H24ZM28 263V262H27ZM35 263V262H34ZM133 263V262H132ZM131 263V264H132ZM147 263V262H146ZM179 263V262H178ZM177 263V264H178ZM259 263V262H258ZM263 263V262H262ZM3 264V261L2 263ZM107 264V263H106ZM114 264V263H113ZM139 264V263H138ZM188 264V263H187ZM253 264V263H252Z\"/></svg>",
	"mask_w": 264,
	"mask_h": 264
},
{
	"label": "crops",
	"instance_id": "0c3cea01",
	"mask_svg": "<svg viewBox=\"0 0 264 264\" xmlns=\"http://www.w3.org/2000/svg\"><path fill=\"white\" fill-rule=\"evenodd\" d=\"M231 1L179 0L180 13L178 14L174 9L170 10L166 12L165 19L159 21L161 23L168 21L164 28L166 27L170 32L172 30L174 35L169 36L167 33L168 35L158 37L157 40L153 37L154 42L152 44L148 42L146 46V54L148 58H153L158 71L164 76L172 79L178 77L180 84L191 81L193 89L182 99L188 107V114L185 120H181L180 129L188 139L193 138L191 141L195 142L193 146L197 154L205 152L207 149H204V141L214 137L217 141L228 139L238 142V150L248 146L250 151L255 152L260 148L264 155V0H243L244 3L242 0L241 2L234 0L233 3ZM237 2L242 8L239 9L241 6ZM195 9L199 13L197 11L195 16L188 17V11ZM230 10L231 14L228 13ZM85 13L83 12V15ZM243 14L246 15L245 18ZM131 17L138 19V16ZM203 18L205 22L202 20V23ZM242 18L245 20L242 21ZM147 20L150 21L149 16ZM186 20H189L188 27H191L176 34V30L181 28L180 24L183 27ZM80 21L84 29L94 26L90 18L85 15ZM240 21L246 22V25L241 24ZM244 25L248 26L247 30ZM147 29L150 38L151 30L154 33L160 32L156 23L148 26ZM214 41L217 43L215 44ZM210 74H213L212 77ZM213 154L216 155L217 151ZM260 174L253 188L259 189L257 198H264V174Z\"/></svg>",
	"mask_w": 264,
	"mask_h": 264
}]
</instances>
